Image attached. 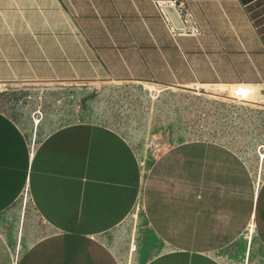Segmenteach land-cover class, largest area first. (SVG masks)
<instances>
[{
  "label": "crops",
  "instance_id": "1",
  "mask_svg": "<svg viewBox=\"0 0 264 264\" xmlns=\"http://www.w3.org/2000/svg\"><path fill=\"white\" fill-rule=\"evenodd\" d=\"M168 1L0 0V84H54L0 109V264H264V180L236 152L167 141L142 176L120 128L134 86L264 92L255 0H174L200 28L176 38Z\"/></svg>",
  "mask_w": 264,
  "mask_h": 264
},
{
  "label": "rangeland",
  "instance_id": "2",
  "mask_svg": "<svg viewBox=\"0 0 264 264\" xmlns=\"http://www.w3.org/2000/svg\"><path fill=\"white\" fill-rule=\"evenodd\" d=\"M251 7L264 33V0H255ZM49 85L54 84H0V109L23 120L28 114L25 105L31 107L40 100L41 95L30 93ZM246 89L249 91L245 92ZM116 97L125 100L122 104L128 108L123 117L125 125L120 128L142 154L140 167L145 171L142 176L147 172V163L167 147V141L192 138L219 142L230 148L249 167L256 181L259 179L258 183L264 180V92L257 87L196 84L166 89L149 85L143 91L134 86L131 91H123ZM231 97L237 99L238 104L232 102ZM141 207V202L136 205L132 214L134 220L141 215ZM246 236L247 231L244 237L248 246ZM242 264H248L246 256Z\"/></svg>",
  "mask_w": 264,
  "mask_h": 264
},
{
  "label": "built area",
  "instance_id": "3",
  "mask_svg": "<svg viewBox=\"0 0 264 264\" xmlns=\"http://www.w3.org/2000/svg\"><path fill=\"white\" fill-rule=\"evenodd\" d=\"M155 3H156L157 9H158L160 15L162 16V18H163V20H164V22L168 28L169 33L171 34V36L173 38H176L178 36L196 37L200 34V28H199L197 22L195 21L192 13L188 9L185 2H177V1L172 0V1H168V2H155ZM167 6L174 7L176 9L178 17L180 18V20L183 24L182 29H176L172 25L169 17L167 16V14L165 12V7H167ZM237 85H242V84H237ZM230 100H232V102L238 104L236 102L237 99L231 97ZM36 113L41 117V114L39 111H36ZM38 120L34 121L35 125H37ZM22 200H23V203H26V202L31 203L32 202L31 197H30L27 189L23 191Z\"/></svg>",
  "mask_w": 264,
  "mask_h": 264
},
{
  "label": "water",
  "instance_id": "4",
  "mask_svg": "<svg viewBox=\"0 0 264 264\" xmlns=\"http://www.w3.org/2000/svg\"><path fill=\"white\" fill-rule=\"evenodd\" d=\"M165 12L167 14V16L169 17L172 25L176 28V29H182L183 28V24L180 20V18L178 17V14L176 12V9L174 7H165Z\"/></svg>",
  "mask_w": 264,
  "mask_h": 264
},
{
  "label": "bare ground",
  "instance_id": "5",
  "mask_svg": "<svg viewBox=\"0 0 264 264\" xmlns=\"http://www.w3.org/2000/svg\"><path fill=\"white\" fill-rule=\"evenodd\" d=\"M250 87H251V86H250ZM250 87H249V86H246V88H250ZM261 87H262V86H261ZM246 91H249V90H248V89H246V90H245V92H246ZM141 172H142V175H143V173H144L145 171H144V170H141ZM259 183H260V182H259ZM259 183H258V184H259ZM137 205H140V202H138V204H137Z\"/></svg>",
  "mask_w": 264,
  "mask_h": 264
}]
</instances>
